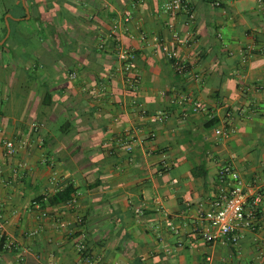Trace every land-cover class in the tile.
I'll use <instances>...</instances> for the list:
<instances>
[{
    "label": "crops",
    "instance_id": "obj_1",
    "mask_svg": "<svg viewBox=\"0 0 264 264\" xmlns=\"http://www.w3.org/2000/svg\"><path fill=\"white\" fill-rule=\"evenodd\" d=\"M168 1L0 0V264H83L78 233L101 264H264V192L235 245L193 232L222 165L264 183V16L256 0H186L191 20ZM66 188L71 203L49 204Z\"/></svg>",
    "mask_w": 264,
    "mask_h": 264
},
{
    "label": "built area",
    "instance_id": "obj_2",
    "mask_svg": "<svg viewBox=\"0 0 264 264\" xmlns=\"http://www.w3.org/2000/svg\"><path fill=\"white\" fill-rule=\"evenodd\" d=\"M256 2L259 11L264 16V0H256ZM161 12L167 15L184 13L188 15L189 19L192 20L194 18L193 9L186 0H169L162 6ZM129 17V14H126L124 21L128 22ZM168 27L171 29L170 25ZM161 49L166 60L176 72L182 74L186 71V62L176 51L169 49L165 43H161ZM241 59L242 62H245L247 60L246 54H243ZM117 60L119 63L117 71L122 75L126 84L129 87L137 85L139 78L134 72L133 53L119 48ZM70 78L74 79L75 74H71ZM114 99H118V97L115 96ZM199 110H201L200 104H195L192 108L193 112ZM150 119L153 122L162 123L164 116L157 113L150 116ZM215 132L223 138L229 136V133L225 130L217 129ZM129 138L131 137L127 136V138L120 137L117 139L118 146L126 153H131L133 150L131 139ZM3 145L6 156L14 154L15 150L12 141H6ZM217 178L220 185L217 196H215L207 209L199 207L198 220L202 227H194L193 232L202 241L209 244L235 245L241 238L243 230H252L254 228L256 206L260 203L261 192H264V183L246 182L231 164L222 165L217 172ZM68 203H71V200ZM36 208H39V205H36ZM136 212L140 211L136 210ZM42 216H46V214L42 213ZM76 223L81 225L83 223L82 219L77 218ZM58 226L64 227L65 223L61 222ZM75 250L80 255L83 264H101V261L89 252L85 234H77Z\"/></svg>",
    "mask_w": 264,
    "mask_h": 264
},
{
    "label": "trees",
    "instance_id": "obj_3",
    "mask_svg": "<svg viewBox=\"0 0 264 264\" xmlns=\"http://www.w3.org/2000/svg\"><path fill=\"white\" fill-rule=\"evenodd\" d=\"M73 193L71 188H66L65 190L58 192L53 197H51L48 202L51 205L67 202L71 199V194Z\"/></svg>",
    "mask_w": 264,
    "mask_h": 264
}]
</instances>
